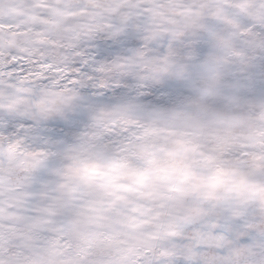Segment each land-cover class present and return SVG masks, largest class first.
I'll return each mask as SVG.
<instances>
[{"label":"snow or ice","instance_id":"obj_1","mask_svg":"<svg viewBox=\"0 0 264 264\" xmlns=\"http://www.w3.org/2000/svg\"><path fill=\"white\" fill-rule=\"evenodd\" d=\"M0 264H264V0H0Z\"/></svg>","mask_w":264,"mask_h":264}]
</instances>
